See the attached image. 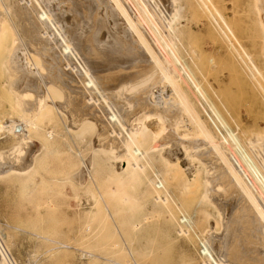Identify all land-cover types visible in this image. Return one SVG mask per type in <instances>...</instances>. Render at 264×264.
Returning a JSON list of instances; mask_svg holds the SVG:
<instances>
[{
  "label": "bare ground",
  "instance_id": "obj_1",
  "mask_svg": "<svg viewBox=\"0 0 264 264\" xmlns=\"http://www.w3.org/2000/svg\"><path fill=\"white\" fill-rule=\"evenodd\" d=\"M6 1L0 178L18 231L56 262L141 264L155 236L199 243L192 264H226L230 244L234 264H264V0H244L250 21L239 0ZM2 239L0 264H16Z\"/></svg>",
  "mask_w": 264,
  "mask_h": 264
},
{
  "label": "rangeland",
  "instance_id": "obj_2",
  "mask_svg": "<svg viewBox=\"0 0 264 264\" xmlns=\"http://www.w3.org/2000/svg\"><path fill=\"white\" fill-rule=\"evenodd\" d=\"M10 1L7 0L6 3L8 2L9 4L10 3L12 4V2H10ZM241 1H243L242 4H241L243 6L244 0H239L238 1L239 2V6H240V2ZM246 1L249 4V0H246ZM247 2H245V4H247ZM8 3L6 4V7H8L7 6ZM11 4L9 6H11ZM245 4H244L243 8L247 10L246 11L247 13L248 12L250 13V11H251L250 10L251 9L250 6L251 5L248 6V5H245ZM19 5L22 6V3L20 2ZM2 11L0 10V14L1 13H5V10H2ZM249 13L244 16L245 18L247 17L246 18L247 21L249 20V18L251 20V17H252L251 14H250L251 17L249 16ZM67 14H69V11H67ZM0 16H1L0 20H2L1 18H2L3 15L1 14ZM248 29H249V27H248ZM244 35H245V33H244ZM121 64L120 63L110 64L109 62H106L105 69L102 71V73L103 74H112L114 72H118L119 70H124L125 73H128V72L131 73L134 70L135 74H134V71H133L132 72L133 74L131 73L133 76H132V78L130 77V80H132V81H135L136 78L139 79L140 78L139 76L140 75L142 76L143 73H144V72L143 73H139L140 75L137 74L138 71L135 70L137 68V66L135 64H133V63L128 64L127 66H124V65H121ZM131 68H133V69L131 70ZM118 76H122V74H120ZM153 80H154V78H153ZM151 83H149L148 85H151ZM227 123H228L229 127L234 128L239 133H244V131H247L252 125L251 124V120L243 119V118H236L234 120H230L229 119ZM216 125L220 128L221 132L225 131V129H224L223 125L221 124V122L216 123ZM252 129H253V127H252ZM208 130H210V132H215L214 129H212V128H209ZM4 135L5 134L0 133V160L2 162L5 161V160L7 161L8 159H10V157L8 155H10L9 153H11V149H12V153L14 154V152H13L14 147H12V146H15L14 143H13V140H11L12 137L8 136V135H5V136ZM36 149H38V146H36ZM7 151H9V152H7ZM13 154L10 155L11 159L14 157ZM3 156H5V157H3ZM7 156H8V158L4 160L3 158H6ZM4 168L6 169V168H9V167L8 166H4ZM5 169H3V171ZM7 176H8V178H6ZM7 176H3V177L0 178V237L2 238V236H3V238L5 239V240L4 239H2V240L4 241V244L7 247V250L9 251V253L12 254L11 257L14 260V262H16V264H85V263L88 264V262H87L88 259L85 258V257L84 258L83 257L80 258V253L78 251L76 252V254H77V258L76 259H75V257L64 256V257H62L59 260V262L51 260L50 256H48V254L43 252V251H45L44 250L45 248L44 249L40 248L39 244H37L36 242H30L27 239V235L24 232L18 231V229L21 228V222H22V219H23V214H22V211L20 210L21 208L19 207V201L16 200L18 198H16L17 197V194H16L17 192H16L15 184L12 181L13 178L10 180L11 176H9V175H7ZM235 208H234V210H235ZM212 224H214V222H212ZM211 228H210L211 231H209V234H210V232H212L210 234L211 235V238H210L211 243L213 245H215L216 248H219L225 242L224 241L225 238L223 236V231H222V229H220V230H215L214 229L215 231L214 230L212 231ZM67 232L65 233V235H67V236L69 235L70 237L74 236V233H72V232L70 233V231H69L68 234H67ZM154 235H158V234H154ZM154 235H152V236H154ZM153 239L154 240H150L148 243L142 244V247L139 250L141 252V256H140L141 258L139 257V260H138L139 263H141V264L142 263L143 264H192L191 263L192 259L190 257L191 253H192L191 255H196V257H197V259L199 261L201 259V256H200V246L201 245L199 243L193 244V245H189V248L186 250L187 245H176L175 244L172 247V245H170V244H166V245L164 244L165 247H166L165 248L164 245H161V244L158 243V240L155 239V236H154ZM155 240H156V242H154ZM155 243H156V245H155ZM153 245H154V247H153ZM162 246L164 248H162ZM232 248H233V245L230 244L229 245V251H230L229 255L226 256V258L223 257L221 259V260L225 261L226 264L227 263L228 264H230V263L234 264L235 263L234 255L232 253ZM38 251L40 252V254H41V252H43L42 253L43 255L42 254L39 255ZM35 254H36V256H35ZM33 255L35 256L34 257L35 259L33 258ZM41 256L42 257L44 256V257L42 258ZM227 257L231 260V262H228L226 260ZM215 258H216V256H215ZM49 260H51V261H49ZM144 260H145V262H144Z\"/></svg>",
  "mask_w": 264,
  "mask_h": 264
}]
</instances>
